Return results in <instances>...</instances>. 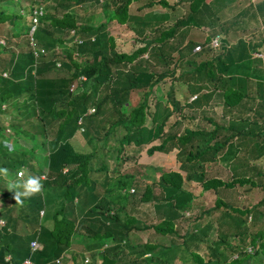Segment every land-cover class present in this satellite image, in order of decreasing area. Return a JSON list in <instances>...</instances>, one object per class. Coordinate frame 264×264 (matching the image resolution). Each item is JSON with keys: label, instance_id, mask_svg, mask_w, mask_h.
<instances>
[{"label": "trees", "instance_id": "16d2710c", "mask_svg": "<svg viewBox=\"0 0 264 264\" xmlns=\"http://www.w3.org/2000/svg\"><path fill=\"white\" fill-rule=\"evenodd\" d=\"M85 1L90 0H56L55 5H59L63 9L61 14L40 9L37 11L38 20L41 24L36 28L33 37L38 44L46 49L56 45L61 46L66 58L63 60L61 57L58 66L54 58L45 60L35 67V71L43 72L49 69L65 68L70 73L68 77L53 79L39 77V83L37 84L36 80V84L32 88V76L29 72L35 66V57L30 47L23 43V39L18 51L9 49L11 52L9 58L0 59V69L3 67L2 70L9 72V76L0 74V107L2 103L8 102L10 97L18 93L26 94L21 102L9 104L17 114L8 113L10 117L3 118L4 120L0 121V137L16 140L12 136H5L2 132L4 126H7L14 132L16 137L24 139L25 142H30V146L15 142L18 158L17 162L11 165L10 172L12 175L16 174L25 158L33 155L35 151H37L36 156L39 166L35 167L34 172H40L45 166L48 169V178L43 181V191L40 190L41 192L38 194L26 196L31 198L29 202H26L27 206L31 208L39 204L43 192L63 193L68 197L86 193L88 196L92 195L95 198L94 193H97L95 192L96 183L101 184L102 182L105 187L99 199L95 200V203L89 206L82 213L83 216L79 218L75 214L78 201H72L66 208L61 207V211H57L56 215H63L64 210L67 212L65 229L56 236L48 235L46 238L54 246H57L59 241L63 240L68 248L72 232L76 229H84L92 237L99 240L98 246H102L107 242V239L116 240L122 237L117 233L122 230V227L112 223L113 217L118 215V211L122 207L126 209V206L129 205L135 208L141 200L149 201L151 199L158 206H161V202L166 200V212L159 221H155L150 217L138 218L135 215L130 216L131 221H125V226L130 231L125 249L120 251L121 262L117 260L116 264L171 263L170 260L178 257L179 252L189 254L196 264H264V239L262 238L264 235V220H260L261 217L264 218V196L255 200L251 205L242 206L217 195L213 205L200 209L203 202L183 186L184 178L198 177L204 190L213 189L217 192L220 187H225V189L236 187L240 194L242 191L243 193L253 191L255 187L264 190V180L256 181L252 176L235 175V173L229 180L206 177L204 172L205 162L216 159L218 154L223 152L224 146L231 140V134L211 143L212 138L220 128L218 124H215L213 129L209 131L185 128L182 133H177L176 126H179V120L177 119H173L166 126L173 112L182 108L179 101L174 99L172 86L166 92V95L169 96L167 98V100L169 99L168 103L171 105H166L168 103L161 99H154L153 108L150 109L148 100L153 86L165 76L170 75L183 80L191 94H196L207 87L208 92L203 93L201 96L197 93V96L188 103V105H202V100L207 101L210 98L217 84L225 87V83L222 84V76L238 71L246 77L262 79V73L259 71L262 68L261 65L251 67L253 58H250L251 53L247 52L244 41H240V44L237 42L235 48L233 46L228 48L223 42L225 38L221 40L219 32L215 31L217 28L211 26L213 27L211 28L212 32H210L211 35H207L201 42L189 39L185 46L191 49L194 45L204 44L212 36H216L219 41H222L221 48L218 51L214 50L210 55L207 53V57H201L202 53L207 52L206 49L210 48L208 45V47L203 46L201 49L203 51L200 50L195 57L196 65L189 70L181 67L182 70L178 72V61L182 57L181 46L177 47V56L173 58L171 51L175 47L170 39L175 37L180 27L190 24L189 18L192 17L187 16L176 19L172 24L162 28L159 34L154 37H144L148 27L151 28L155 23L159 27L168 16L167 13L159 15L155 12H143L142 14L129 12V5L132 0H110L111 5L115 8L110 17L116 18L121 23L129 22L134 27L135 33L142 35L144 39L142 45L136 46L130 52L118 51L115 48L117 38L97 31L84 37L81 43L76 41L74 47L67 48L63 45L62 36H56V32L61 31L65 34L70 28H74L77 34H80L89 30H98L107 22L108 7L105 1L101 6L105 11V21L95 24L94 20L89 18L85 24H82L77 14L70 9V6L71 3L83 4ZM194 1L197 5L200 2L199 0H193V3ZM19 2L20 4L25 3V0H19ZM157 2L167 5L165 0H157ZM14 3L12 5L11 0L0 1V24L3 25L2 32L5 35V43L0 42V53L7 50L6 46L14 43V37L23 38L22 31H28L32 23L31 21L28 26H21L22 6H16ZM191 9L194 10L193 4ZM22 11L29 14L28 8H24ZM259 41L263 44L264 38ZM241 45L243 48L238 51ZM151 48H153V51L158 49L160 52L156 53V56L165 59L166 67L163 70H154L148 59L142 58L143 54ZM167 49L169 50L168 53H166ZM148 56L145 58H148ZM254 58L256 61H261L260 57ZM81 75H84L85 79H80ZM73 79H78V83L71 89L70 84ZM60 80L66 81L62 90L58 84ZM51 86L55 87V94ZM138 91L142 94L137 105L129 104L128 99L138 96ZM62 92H66L68 95H63ZM223 92L224 102L229 107L233 106L232 102L238 101L242 96L239 90L233 89L231 86H226ZM66 99L68 100L66 101ZM89 105H94L95 110L89 119L88 126L83 130L86 134H88L89 129H92L94 134H102L96 138L101 140L106 139L109 132L117 128H123L124 133L119 139L120 152L129 143L137 145L150 144L146 148L148 154L155 151L167 152L175 147L177 148V156L186 157L187 161L185 159L181 160L178 169H158V175L146 182L141 197L139 198L138 195L133 194L129 199L123 195L121 189L124 184L137 181V173H140V171L135 170L124 174L119 173V171L115 172L117 169L113 168L114 172H111L108 166L101 162L97 167L98 171L101 172L100 177H93L94 167L90 164V159L96 152V143L90 138H88L91 147L89 151L75 149L68 139L53 147L45 146L46 151H43L41 145L36 144L38 142L37 135L44 134V127L48 126L47 121L44 122L45 116L50 115L52 112L59 118L65 117L64 127L62 128L69 129L71 131L70 136H73L78 128L77 123L74 122L75 119ZM124 107H129V110H124ZM1 110L3 112L4 109ZM42 113L43 115L40 117ZM34 116L39 120L33 121ZM147 116H150L152 122L150 126L145 125ZM105 117L107 122L103 121ZM23 122L36 128L37 134L34 141L30 136V132L22 127ZM229 126L232 127V120ZM258 126L264 128L262 123ZM62 136V129H58L56 137L61 138ZM155 140L157 142L152 143ZM43 142H45L44 139ZM0 146H3L1 142ZM65 166H67V170L63 171ZM185 169L186 174L184 175L182 171H185ZM260 174L264 176V166L260 170ZM245 185L247 186L244 187ZM240 187H243V189H240ZM12 192L7 190L6 192L3 191L4 196L0 195V199L3 200L0 203L2 206H4V202L7 204L14 199L11 195ZM97 196L99 195L97 194ZM26 197L23 196L21 199ZM1 205L0 216L5 215V211L9 209L5 205L6 208L3 210ZM101 206H104V210H101ZM110 206L115 207L113 214L108 212ZM197 209H200L199 213H195ZM217 211L222 213V219L225 216L228 219L222 220L223 222L218 224L217 240L211 239L210 241L208 237L213 222H210L209 219ZM253 212L258 213L257 219L263 223L252 233L249 229L256 224L252 221L248 222V219L249 217L251 219ZM181 213L187 214L185 217L189 219V225L186 226L187 228L183 233H179L175 226V220L182 216ZM139 228L145 233L151 231L153 233L151 239H143L137 233L131 232L132 229ZM233 229L235 230L232 231ZM4 235L3 231L0 232V264H10L5 259L10 246L6 245ZM207 241H210L207 247L208 256H204L197 249L191 248V246L198 248L199 244H202V242L207 243ZM250 243L253 244L254 250L247 252L246 246ZM116 246L119 247L120 244ZM27 247L29 249V245ZM112 250L113 248L107 249L106 247L101 251L100 264H107L111 261L108 255ZM148 251L151 254L143 256ZM15 252L20 254L21 262L25 254L16 250ZM34 253L35 255L39 254V256H35L37 262H41L40 259H43L48 264H59L56 263V260L59 258L60 252L55 256H50L42 247L36 249ZM233 254H237V256L232 257ZM184 255L180 256V260H183ZM72 261V264H77L75 257Z\"/></svg>", "mask_w": 264, "mask_h": 264}, {"label": "rangeland", "instance_id": "374dc122", "mask_svg": "<svg viewBox=\"0 0 264 264\" xmlns=\"http://www.w3.org/2000/svg\"><path fill=\"white\" fill-rule=\"evenodd\" d=\"M105 1L107 2V0ZM26 2L30 4L32 0H26ZM55 2L56 0H43L42 3L45 5L46 11L48 12L55 11L57 14H61L63 12V9L59 5H55ZM11 3L13 5L14 0H11ZM104 3H101L99 0L85 1L83 4L71 3L70 9L74 13L77 14L79 21L82 24H85L86 20H88L89 18H92L94 20V23L98 24L101 21L103 22L105 21V18H104L105 11L104 9L101 8L102 4ZM158 3L159 2H157V0H132L130 3V10L133 13L135 12H139V13L155 12L157 14L168 13L167 10H170V6H165L163 4L160 5ZM14 5L17 6L16 1ZM21 5L25 6L24 4H21ZM107 7L110 12L114 11V8L111 6V3H108ZM181 12H183V9L175 10L172 13L176 15H180ZM21 14L22 15H21L20 24L21 26H24L25 24H28L29 16L27 12H23ZM172 21L173 20L171 19H166L164 20V23L161 24L159 27L157 26V23H155L151 28L149 27L147 28L149 31L148 30L146 31L144 37H147V36L154 37L155 35L159 34L162 28L167 27L168 23ZM2 29H3V25L0 24V42L5 43V35H3ZM194 29H195L194 31L187 32L188 34L192 35L191 37L189 35V37L196 41H200V40L203 41L204 39L202 38V36H204L206 33L203 29H201V25H199L198 27H194ZM97 31L104 32V35L107 34V35L117 36L115 48L118 51L130 52L136 46L142 45L144 43V39L142 35L135 33L134 27L129 22L119 23L116 19H112L106 22L98 30H89L85 33L82 32L80 34L84 37H87V36L94 34ZM22 34L27 36V31H22ZM58 34L62 36L64 46H66L67 48L74 47L75 43H73L71 37H69L67 34H63L61 31ZM58 34H56V36H58ZM198 36L201 38H199ZM176 38H178L177 35L175 36V38L170 39V41L173 43L175 47L174 50L171 51V54H173V58H176L177 56L176 49L178 47V44H177L178 39ZM221 38H225L227 40V37L225 35H222ZM228 38L230 41L234 40L233 37L228 36ZM22 39L23 38L19 39V37H14L13 38L14 43H11L10 46H6L7 50L0 53V59L9 58V55L11 53L9 49L18 51L19 45L21 44ZM23 40H24L23 43L28 44V42H25V39ZM60 48H61V51H59L58 49L59 51L58 54H54L52 50H49L46 53L44 59L49 60V59H53L54 56H57L58 59L62 57L63 60H65L66 56L63 54L64 51L62 50L61 46ZM207 49H209V51L206 50L207 52L202 53L203 55L201 57H207V53H209L208 55H210L214 50L218 51L217 49H212V48H207ZM152 51H153V48H151L148 51L149 53L148 54L149 56L147 55L148 58H145L147 56H144V55L142 58L148 59V62H150V65L154 70L156 71L163 70L166 67L165 59L164 58L161 59V57L156 56V53L160 52L158 49H155V51L153 52ZM168 51L169 50L167 49L166 53H168ZM184 54H185V58H180V60L178 61V65H177L178 72L182 70L181 64H183L186 67L187 66L186 62L189 59H191V55L187 50H184ZM255 55H259V56L262 55V57L264 56L262 52H259V51H257ZM2 68L0 69V71L2 70ZM1 73L4 76L8 75L7 70H2ZM69 74H70L69 71L66 70L65 68H59L56 70H50L47 73L42 74V76L60 78V77H68ZM77 83H78V79H73L71 86L74 87L75 85H77ZM58 84L62 90V87L66 84V81L60 80ZM154 86H153V90L150 95V98L148 99L149 104H150V109L153 108L154 99H159V100L161 99L162 101H165L166 103H168L169 99L167 100V98L169 96L166 95V92L170 86L173 87L174 99L179 101L182 107L173 112V115L167 121L166 126H168L169 122L173 121V119L179 120L180 121L179 124H184L183 122H185V124L190 123L192 126H202L207 129L208 128L211 129L214 127L215 124H218L220 128L218 129L215 137L219 139H222L225 135H230V133L233 131L231 127L229 126L231 119L226 116V114H229V115L231 114L222 112V108L224 107L221 104L220 97H218L217 95L213 97V100H211V102L205 105L203 104L199 105V108H195V107L192 108L191 105H188L189 103L188 98L191 95V93L188 91V86L183 80L176 79L173 76L167 75L162 80L157 82ZM52 88L53 86L51 87V89ZM53 91L55 94V87L53 88ZM62 94L68 95L66 92H62ZM141 94L142 92L138 91V96L128 99L127 102L130 101L129 104L132 103V105H137ZM23 98H24V93H18L10 97L8 102L2 105V107H6V106L7 107L4 108L3 112H0V121L4 120L3 118H9L10 114L16 113L15 109L11 107L12 104L10 102L12 100H15L16 102H21ZM67 100L68 99H66V101ZM7 104H11V105H7ZM166 105H171V104L168 103ZM262 106L264 107V104H262ZM123 109L129 110V107H124ZM94 110H95V106L89 105L86 107L85 110L81 112L79 117L75 119L74 122L77 123L78 128L75 130L73 136H70L71 131L69 129L67 130V129L62 128L64 127L63 123H64L65 117L59 118L55 115V113L51 112L50 115L45 116L44 122L47 121L48 126L46 128L44 127V134L37 135L38 142L36 144L41 145L40 147L43 149V151H46L45 146L53 147L59 144L60 142H63L64 140L68 139L70 140V143L75 149L80 150V151H89L91 147H90V142L88 141V138H90L94 143H96V152L93 155V157L90 159V164L93 167H97L101 162H103L108 166L111 172H114V170H112L113 168L117 169L115 172L138 170L141 172L138 175L141 176L143 179H145V182H147V180H150V178H154V176H157L159 173L158 169L160 168L162 169H166V168L178 169L179 168L178 166L179 164L176 163V160H175V158H177L175 151H171L169 153L156 151L153 154H148L146 152V147L149 146L150 144L149 145L142 144L139 148V152L137 153L135 159L133 158L134 149H131L128 152V158L116 159L115 146L118 145V135H115V134L117 133V131L110 134L106 139H101V140H98L99 138L98 139L96 138L98 137V135L100 137L102 134L96 135L94 134V131L92 129L88 130V134H86V132L83 131L84 128L88 126L89 119L94 114ZM108 114L109 112L107 113V115ZM190 114L194 115L195 119L189 120L188 118H186ZM42 115L43 113L40 114V117ZM202 116L212 117L213 119L209 122L208 119H207L208 121H206ZM259 119L263 121L264 123V116ZM32 120L38 121L39 118L34 116ZM103 121L107 122V118L106 117L103 118ZM151 124L152 122H151L150 116H147L145 125L150 126ZM22 127L26 128L30 132V136L34 141L36 134H37L36 128H33L26 122H23ZM58 129H62L63 131V136L61 138L56 137V133ZM8 130H10V128L7 126H4L2 132L5 134L8 132ZM42 139L45 140L44 143ZM19 141L23 144L30 145V142L26 143L24 139H20ZM155 142H157V140L153 141L152 143H155ZM36 153L37 151H35L33 155H31L35 159H37ZM29 160H30V157L29 156L26 157L23 164L21 165V168H23L24 170V175L19 176V177H14L15 174L12 175L10 173V176L14 180L10 181L7 184L5 181L9 180L10 177L6 175L5 173L0 172L1 173L0 175L2 176L0 185L1 187L2 185L3 187H5V188H1L2 191L0 190V195L4 196L3 191L6 192L8 190V187H10L11 185L20 184L26 181L29 178V174L32 171H35V167L33 166V164L29 162ZM134 160H136V162H134ZM210 162L211 161H208L204 164V172L206 173L205 176L207 175L206 177H212V175H218L219 177H223L227 180L231 179L233 175H231L232 168L229 165L223 164L221 160L211 162V163ZM32 163H34L33 160H32ZM100 174L101 172L98 171V169L94 170L93 172V176L97 175L98 178L100 177ZM185 174H186V169L184 171V175ZM258 178L259 177L257 176L256 179ZM183 186L187 190L194 193L195 195H198L197 199L203 202V205L201 206L200 209H202V207H209L213 205L215 201V195L216 196L220 195L222 196V198H225V200L232 201L234 204L242 205V206L251 205V203H253L255 200H258L260 197L264 196V190L261 188H256V187L255 189L252 188L254 189L253 191H246L245 192L246 194L243 193V191L240 192L239 194L236 187L229 188V189H225V187H220L217 190V192L214 191L213 189L204 190L201 185V180L198 177H192L191 179L184 178ZM246 186L247 185H245L244 187ZM96 187H98V191L100 194H102L103 191L105 190V187L102 184V182L101 184L97 182ZM240 189H243V187H240ZM18 190L22 192L23 188H20ZM41 191H38L34 194H38ZM254 191L255 193H253ZM13 192L11 194L12 197H13ZM237 194L240 196H237ZM27 197H29V195ZM27 197L24 199H21L22 203H17L15 199L7 203L9 209L5 212V217L4 216L2 217V220L6 219L7 226H8L9 233H10L9 237L7 239L5 238L6 245L10 246L9 248V251L11 252V259L9 261L10 264H20V254L16 253L15 250L25 254L22 257V259L24 257H30L31 259L36 261L35 256L37 257L39 256V254L35 255L34 252H31V247L29 245V240L31 238H36L40 242V244L43 246V250L48 252L50 256H55L57 253L60 252V255L63 256V259H62L63 264L70 263L71 260L69 259V257L72 255V253L75 254L77 262L79 263H82V258L84 256L93 257L94 253H97V250L95 249L96 239L92 238V236L88 234L84 229H78L77 231L72 232L70 236L71 244L69 248H67L63 240H60L58 245L54 246L52 245L51 241L46 238L48 235L56 236L58 233H60V231H63L65 229V225L67 223L66 220L68 217L67 212L64 210L63 215H56V212L57 211L60 212L62 209L61 207H64V208L68 207L70 203L75 200L76 196L68 197L67 195H63V193L53 194V193L43 192L42 197L40 198V203L36 204V206H33L31 208L27 206L28 204L26 203V202H29L31 198H27ZM1 201L3 202V200L0 199V203H2ZM92 203H95V198L93 196L91 197V204ZM165 203H166V200L161 202V206H158L157 204L154 203V201L147 202L144 204V210L150 216H152V219H154L155 221H159L161 218H163L164 213L166 212L165 207H163ZM7 204L4 202V206ZM127 209L130 212H135V209L129 208L128 206H127ZM200 209L199 210L197 209L195 213H199ZM101 210H104V206H101ZM141 211L142 209L138 208L136 210V213L138 215H142ZM221 215L222 213L220 211H217L209 219L210 222H213L212 229L208 237L210 241L211 239L217 240L218 224L228 219V217L226 216L222 219ZM185 216L187 215L186 214L182 215L176 218L175 220L176 221L175 226L179 233H183L185 229L187 228L186 226L189 225V221H188L189 219H187ZM261 218L262 219L260 220H264L263 217ZM254 223L256 225L252 227L251 229H249L252 233L256 231L260 226H262L263 222L257 219L256 222ZM234 230L235 229H233L232 231ZM152 234L153 233L150 231L148 233V237L151 238ZM210 241H207V243L202 242V244H199L198 248H195L194 246H191V248L197 249L198 252L204 256H208L207 247ZM28 245H29V249L27 247ZM226 253H228V251H226ZM184 254L186 253L179 252L178 257H174L173 260L171 259L170 260L171 263H165V264H196L189 254H186V255ZM181 255H184L183 260H180ZM99 256H101V254H99ZM232 257H236V254H233ZM40 261L44 262L43 259H40Z\"/></svg>", "mask_w": 264, "mask_h": 264}, {"label": "crops", "instance_id": "0c3cea01", "mask_svg": "<svg viewBox=\"0 0 264 264\" xmlns=\"http://www.w3.org/2000/svg\"><path fill=\"white\" fill-rule=\"evenodd\" d=\"M165 1L167 2V5L165 6H170V10H167V19L173 20L172 22L168 23V25L172 24L176 19L185 18L187 16L192 17L189 18L190 24L180 27L178 33H176L178 36V38H176L178 39L177 44L178 46H181V58H185L184 50H187L191 55V59L186 62V67L179 62L183 69L189 70L196 65L195 57L200 51H194L193 48L190 49L188 46H185V44L189 39H191L190 37L192 36L187 32L194 31V27H198L199 25H201V29H203L206 33L204 36H202L203 39H205V37L209 35L210 32H212L211 28H217L215 31L219 32L220 37L222 35L227 37V40L225 39L223 42L228 48L230 46L235 48L237 42L240 44V41H244L246 50H248L247 52L251 53L250 58H253L251 61V67H255L259 64L261 65L262 68L259 71L262 73V79L246 77L240 74L238 71L230 75L222 76V84L225 83V87L231 86L233 89H237L242 93V96L238 101L232 102L233 106L229 107L225 104L223 92L225 87L224 85L218 84L216 85V89L210 98L207 101L203 99L202 104L205 105L211 102L213 97L217 95L220 97L221 104L224 107L222 108V112L230 113L231 115L226 114V116L232 120V127L230 126L233 130L230 133L231 140L226 143L222 150L223 152H220L216 159L209 161L215 162L221 160L223 164L229 165L232 168L231 175L235 173V175L252 176L256 181L261 179L264 180V176L260 174V170L264 166V128L263 126H258L260 123L264 124L263 121L259 119L264 116V107L262 106V104H264V56L262 57V55H260V57L259 55H255L257 51L262 52L264 55V43L261 44L259 41L260 39L264 38V0H199L200 2L198 5L195 1L193 3V0ZM158 4L161 5L162 3ZM192 4L194 10L191 9ZM178 9H183V12H181L180 15L172 13ZM162 14L164 13H159V15ZM164 20L161 24L164 23ZM228 36L233 37L234 40L230 41ZM115 38H117V36H115ZM23 39L27 41V36L24 35ZM197 42H201V40ZM220 44H222V41ZM202 45L207 46L208 42ZM220 46L217 47V50L221 48ZM241 48H243L242 45L238 48V51ZM206 50L209 51V49ZM254 57H260L261 61H256ZM207 90V87H204L202 90H200V92L197 93H199L201 96L203 93L208 92ZM193 94L194 93L191 95ZM191 95L188 98L189 102L192 101L190 99ZM191 107L199 108V104H192ZM186 118L189 120L195 119L194 115L191 114ZM203 118L206 121L209 120V122L213 119L212 117ZM183 123L184 124H179V126H176L177 133H182L185 128L203 129L206 131L213 129H207L202 126H192L190 123ZM214 140L219 141L221 139L214 136L211 140V143ZM171 151H175L177 157L175 160L176 163L179 164L178 166H180L181 160L183 161V159H185L187 161L186 157H180L179 155L177 156V148L173 147L167 152L169 153ZM182 173L184 174V171H182ZM257 176L259 177L258 179H256ZM212 177H218L222 180H227L223 177H219L218 175H212ZM196 196L198 198V195ZM258 216L259 215L257 212H253L251 219L248 220V222L251 220L252 222H256Z\"/></svg>", "mask_w": 264, "mask_h": 264}, {"label": "clouds", "instance_id": "9594fccd", "mask_svg": "<svg viewBox=\"0 0 264 264\" xmlns=\"http://www.w3.org/2000/svg\"><path fill=\"white\" fill-rule=\"evenodd\" d=\"M101 3H104L105 0H99ZM41 2V3H40ZM43 0H32V2L29 4L28 2H26L25 0V3H21V4H24L25 6H22L19 2V0H16V3L17 5H21V12H26V11H22L24 8H28L29 9V22L27 25H29L32 21V23L30 24L31 26L28 28V31H27V41L25 42H28L25 43L26 45H28L31 49V51L33 52L34 54V67L33 69L29 72V74L32 76V80H31V84H32V88L34 87V84H36V80H37V84L39 83V79L41 77H44L42 76V74H45L47 73L48 71L50 70H55V69H49V70H45L43 72H37L35 71V67L38 65V64H41L45 61V55L46 53L49 51V50H52L54 52V54H58L59 51H61V48L60 46L56 45V46H53L52 48H44L43 46H41L40 44L37 43V41L35 40V38L33 37L34 36V32L36 30L37 27H39V25L41 24L39 22V17H38V14H37V11L42 7V10L46 11L45 9V5L42 3ZM110 3V0H107V4ZM131 3V2H130ZM112 6V5H111ZM113 7V6H112ZM114 8V7H113ZM114 11H115V8H114ZM113 12H110L109 9H107V22L112 20V19H116V18H111L110 15L114 13ZM48 12V11H47ZM129 12H132L130 10V5H129ZM117 20V19H116ZM118 21V20H117ZM119 22V21H118ZM121 23V22H119ZM147 31V30H146ZM149 31V30H148ZM59 32H56V34H58ZM64 34V33H63ZM69 37H71L73 43H75L76 41H78L79 43H81L84 39V36H82L81 34H77L76 30L74 28H70L69 31L67 33ZM59 35V34H58ZM111 36H114V35H111ZM66 37V36H65ZM115 37V36H114ZM210 40L208 41V44H209ZM220 42V41H219ZM199 44V43H198ZM201 44V43H200ZM202 45V44H201ZM195 46V45H194ZM203 46V45H202ZM219 46H220V43H219ZM218 46V47H219ZM210 47V45H209ZM194 48V47H193ZM212 48V47H210ZM217 48V47H216ZM216 48H212V49H216ZM59 49V51H58ZM200 51V50H198ZM149 53L146 52L144 53L143 55L144 56H147ZM40 57V58H39ZM54 59H55V62H56V65L58 66L59 65V59L57 58V56H54ZM178 70V68H177ZM0 74L2 75V73L0 72ZM4 76V75H3ZM9 76V72H8V75ZM40 77V78H39ZM52 78V77H50ZM80 79H85V76L84 75H81L79 77ZM53 79V78H52ZM72 83V82H71ZM72 84H70V88L73 89L74 87L71 86ZM52 87V86H51ZM195 94V93H194ZM193 94V95H194ZM26 94H24L25 96ZM191 95V97L193 96ZM196 96H197V93H196ZM195 98V97H194ZM192 98V99H194ZM191 99V100H192ZM16 101L13 100V102H10L11 104L12 103H15ZM7 103V102H6ZM5 102L1 104V107H0V112H2L1 109H4L6 107H2V105L6 104ZM9 105V104H7ZM117 133L115 135H118V145L115 146V149H116V159H120V158H128V152L131 150V149H134V152H133V158L135 159L137 153L139 152V148L141 145H137L134 143H129V144H126L123 151L120 152V141L119 139L121 138L122 134L124 133V129L123 128H117L115 129L114 131H111L108 133V136L114 132ZM5 136H12L15 139L13 138H5V137H0V142L2 143V147L0 146V172H3L5 173L6 175H8L10 177L9 180H6V184L9 183L10 181L14 180L11 176H10V168L12 167L11 165L16 163L17 162V158H18V151L17 149L15 148V142H18V143H21L19 140L20 138L16 137L14 132L10 129L8 130L7 133H5ZM37 139V138H36ZM38 141V139H37ZM43 141V139H42ZM28 143V142H26ZM44 143V142H43ZM23 144V143H21ZM26 146H30V145H27V144H24ZM145 145V144H144ZM146 145H149V144H146ZM147 148V147H146ZM80 151V150H79ZM156 152V151H155ZM159 152H164V151H159ZM154 153V152H153ZM152 153V154H153ZM28 157V156H27ZM30 157V160L29 162L31 164H33L34 167H37L39 166L38 165V161L37 159L33 158L32 156H29ZM32 160L34 161V163H32ZM134 162H136V160H134ZM99 166V165H98ZM97 166V167H98ZM97 167H94L93 169L96 170ZM109 169V168H108ZM67 170V166L64 167L63 171H66ZM110 170V169H109ZM131 171H135V170H130V171H125V172H119V173H129ZM32 171L30 174H29V178L24 181L23 183H20V184H15V185H11L10 187H8V190L9 191H13V198L15 199V201L17 203H22V200H21V197L22 196H28V195H31V194H34L40 190L43 191V181L46 180L48 178V175H47V172H48V169L47 167L45 166L43 170H41L40 172H34ZM141 173V172H140ZM140 173H137V181H133L131 183H127V184H124L123 185V188L121 189L122 190V193L124 196L128 197L130 199V196L133 195V194H136L138 195V197L140 198L141 197V194L144 190V187H145V179H143L141 176H139L138 174ZM1 174V173H0ZM24 175V170L23 168L19 167L18 170L16 171V174L14 175V177H19V176H23ZM95 178H98L97 175L96 176H93ZM2 179V176L0 175V181ZM149 180H147L148 182ZM42 187V188H41ZM1 188H5L1 187L0 185V190ZM20 188H23V191H19L18 189ZM6 190V189H5ZM95 192L97 193H94L95 194V200L99 199V197L103 194H100L99 191H98V187H96L95 185ZM97 194L99 196H97ZM74 196H76L75 200L74 201H78V207L77 209L75 210V214L76 216L79 218L82 215V213L89 207L91 206V197L92 195H89L86 194V193H81L80 194H75ZM88 196V198H86ZM141 200V199H140ZM151 201H154V200H149V201H143L141 200V202H139L137 204V206L135 208L127 205L129 208H132V209H135V212H130L128 209H127V206H126V209H124L123 207L118 211V215L113 217V220H112V223H115V224H118L122 227V230L120 232H117L119 233L120 235H122L121 238L119 239H116V240H112V239H107V242H105L104 244H102V246H98L97 243L99 242V240H97V238H94L96 239L95 243H96V246H95V249L97 250V253H94V256L93 257H90V256H84L82 258V263H79L77 262V264H100L101 263V256H99V254H101V251L107 247V249H111L113 248V250L109 253V257L111 258V261L107 264H116L117 263V260L119 262H121L120 260V251L121 249H125V243L127 242V237H128V233L130 231V229L128 230L127 227L125 226V221L128 220V221H131L130 219V216L131 215H135L137 216L138 218H147V217H150L152 218V216H150L145 210H144V204L147 203V202H151ZM154 203L156 204V202L154 201ZM166 204H167V201L165 203V205L163 207H165L166 209ZM1 205V204H0ZM1 207L3 208V210L7 207L8 208V204L6 207L2 206ZM138 208H141L142 209V215H138L136 213V210ZM6 212V211H5ZM109 214H113L115 212V207L113 206H110V209H109ZM187 213V212H186ZM181 215H185V214H182ZM187 215V214H186ZM5 217V215H1L0 216V232H4L5 235L4 237L7 239L10 235L9 233V229H8V226H7V222H6V219L2 220V217ZM74 231H77L74 230ZM131 232H135L137 233L140 237H142L143 239H147V240H150L151 238L148 237V232L145 233L141 228L139 229H132ZM71 236V235H70ZM71 242H70V238H69V245H68V248L70 246ZM117 244H120L119 247H117L116 245ZM29 245L31 247V252H34L36 249H39V248H42L43 246L40 244V242L36 239V238H31L29 240ZM151 253L148 251V252H145L143 254V256H149ZM72 256V257H71ZM69 257V259L71 260L69 264H72V259L73 257L76 258L75 254L72 253ZM5 259L10 261L11 259V252L10 251H7L6 252V255H5ZM62 259H63V256L60 255L59 258L56 260V263H59V264H63L62 263ZM20 264H48V263H45V262H36L34 261L33 259H31L30 257H24L22 259V261L20 262Z\"/></svg>", "mask_w": 264, "mask_h": 264}, {"label": "built area", "instance_id": "2783aa9c", "mask_svg": "<svg viewBox=\"0 0 264 264\" xmlns=\"http://www.w3.org/2000/svg\"><path fill=\"white\" fill-rule=\"evenodd\" d=\"M40 10H42V8H40ZM219 43H220V42H219L218 37L214 36V37H212V38L210 39V42H209L208 46L210 45V47H212V48H216V47L219 46ZM202 47H203V46H202L201 44H196V45L194 46L193 50H194V51H198V50H200ZM194 97H196V94H194V95L191 97V99L194 98ZM248 220H250V217H249ZM262 238L264 239V235H263ZM255 244H256V243H255ZM253 250H254V246H253L252 243H250V244H248V245L246 246V251H247V252H252ZM236 256H237V254H236Z\"/></svg>", "mask_w": 264, "mask_h": 264}]
</instances>
